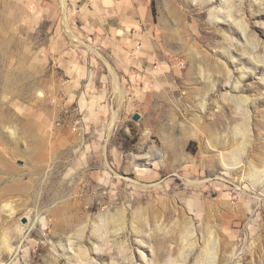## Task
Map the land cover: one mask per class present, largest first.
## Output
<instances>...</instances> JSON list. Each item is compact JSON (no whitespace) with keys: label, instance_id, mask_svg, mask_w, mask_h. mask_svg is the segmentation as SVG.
Instances as JSON below:
<instances>
[{"label":"rangeland","instance_id":"rangeland-1","mask_svg":"<svg viewBox=\"0 0 264 264\" xmlns=\"http://www.w3.org/2000/svg\"><path fill=\"white\" fill-rule=\"evenodd\" d=\"M147 1L125 56L71 0H0V264H78L107 212L91 264H264V0Z\"/></svg>","mask_w":264,"mask_h":264},{"label":"crops","instance_id":"crops-1","mask_svg":"<svg viewBox=\"0 0 264 264\" xmlns=\"http://www.w3.org/2000/svg\"><path fill=\"white\" fill-rule=\"evenodd\" d=\"M80 19L97 36L98 42L115 47L117 52L130 53L144 44L145 28L152 18L147 0H71ZM141 52V51H139Z\"/></svg>","mask_w":264,"mask_h":264},{"label":"bare ground","instance_id":"bare-ground-1","mask_svg":"<svg viewBox=\"0 0 264 264\" xmlns=\"http://www.w3.org/2000/svg\"><path fill=\"white\" fill-rule=\"evenodd\" d=\"M63 7H64V3H63ZM238 24H239V22H238ZM65 28L67 31L70 32V35L73 38L77 39V37L74 36V34H72V32L70 31V29L67 25H65ZM241 29L244 30L245 28L241 27ZM238 30H239V28H238ZM242 98H238L236 101H234V107H235L237 113L241 114V116H242L241 123L239 125H237L236 128L234 127V131L241 134L244 138L243 140H245V138L247 137V123H246L247 121H246V119H247V115H248L247 114L248 109L246 108V101H247L246 98L245 99H242ZM148 132H149L148 130H145L144 134L147 136ZM245 143H246L245 141H242L240 143L241 147L236 149L237 152H233L228 157L221 154V156H219L220 160L226 164H227V161H228V163L229 162H236L238 159V156H239L238 152H241L242 147L245 145ZM0 161H1V158H0ZM247 175H249L252 178V180L254 182H256V181H258V179L260 177V171H258L257 169H252L249 171V173ZM89 208H92V206H90ZM111 220H113V218L110 216V213L107 212L106 214L100 215V219L98 220V222H92L90 224H83L80 226V228L77 229V231H76L77 233H75L76 234L75 235V237H76L75 238V242H76L75 244L76 245L72 246L71 248H73L74 253H75V254L72 253V257L74 258V260L78 264H91V262H92L91 257H94V255H97V251H100V250L102 251L103 246L106 243H107V245H109L110 240H108V237H109L108 234L110 233L112 236H114L115 232L119 230V228H116L117 224L111 223ZM138 228H135L136 233H140V231H141ZM86 230L89 232L87 236L84 234V232ZM5 240H6V238H5ZM5 240L3 242H5ZM68 240H70V239H68ZM7 242H8V239H7ZM211 243H213V242L211 241ZM2 244H5L4 249H6V251L8 253L12 252L13 249H12V246L10 245L9 242L8 243H2ZM122 248L124 249L123 246H122ZM212 251H213V247L210 244V241H208V244H206V247L204 250V257L205 258H207L208 256L212 257V255H213L211 253ZM208 261L210 263L209 259H208Z\"/></svg>","mask_w":264,"mask_h":264},{"label":"water","instance_id":"water-1","mask_svg":"<svg viewBox=\"0 0 264 264\" xmlns=\"http://www.w3.org/2000/svg\"><path fill=\"white\" fill-rule=\"evenodd\" d=\"M133 120H138L139 119V114L138 113H135L132 117Z\"/></svg>","mask_w":264,"mask_h":264},{"label":"trees","instance_id":"trees-1","mask_svg":"<svg viewBox=\"0 0 264 264\" xmlns=\"http://www.w3.org/2000/svg\"><path fill=\"white\" fill-rule=\"evenodd\" d=\"M152 12H153V14H155V11H154V9H152Z\"/></svg>","mask_w":264,"mask_h":264},{"label":"built area","instance_id":"built-area-1","mask_svg":"<svg viewBox=\"0 0 264 264\" xmlns=\"http://www.w3.org/2000/svg\"><path fill=\"white\" fill-rule=\"evenodd\" d=\"M139 48V46H137Z\"/></svg>","mask_w":264,"mask_h":264}]
</instances>
